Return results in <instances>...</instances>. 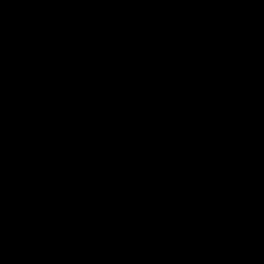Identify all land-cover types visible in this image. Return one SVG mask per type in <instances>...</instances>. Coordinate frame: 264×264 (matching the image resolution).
Returning a JSON list of instances; mask_svg holds the SVG:
<instances>
[{
    "label": "water",
    "instance_id": "water-1",
    "mask_svg": "<svg viewBox=\"0 0 264 264\" xmlns=\"http://www.w3.org/2000/svg\"><path fill=\"white\" fill-rule=\"evenodd\" d=\"M0 264H264V0H0Z\"/></svg>",
    "mask_w": 264,
    "mask_h": 264
}]
</instances>
